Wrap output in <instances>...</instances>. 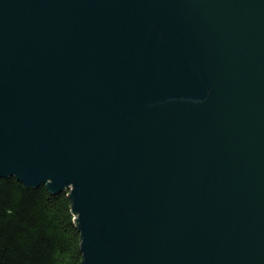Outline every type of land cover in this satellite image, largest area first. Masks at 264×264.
Listing matches in <instances>:
<instances>
[{
    "label": "water",
    "instance_id": "1",
    "mask_svg": "<svg viewBox=\"0 0 264 264\" xmlns=\"http://www.w3.org/2000/svg\"><path fill=\"white\" fill-rule=\"evenodd\" d=\"M8 178L82 264H264V0H0Z\"/></svg>",
    "mask_w": 264,
    "mask_h": 264
},
{
    "label": "trees",
    "instance_id": "2",
    "mask_svg": "<svg viewBox=\"0 0 264 264\" xmlns=\"http://www.w3.org/2000/svg\"><path fill=\"white\" fill-rule=\"evenodd\" d=\"M71 190L51 194L0 180V264H82L81 231L72 213Z\"/></svg>",
    "mask_w": 264,
    "mask_h": 264
}]
</instances>
